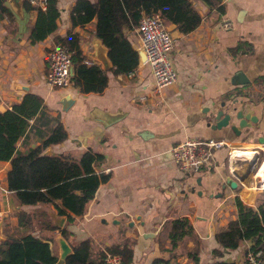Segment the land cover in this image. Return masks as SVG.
<instances>
[{
	"label": "crops",
	"instance_id": "crops-1",
	"mask_svg": "<svg viewBox=\"0 0 264 264\" xmlns=\"http://www.w3.org/2000/svg\"><path fill=\"white\" fill-rule=\"evenodd\" d=\"M74 1H58L56 29L33 44L28 33L36 10H25L22 1L21 11H15L7 0L2 4L10 15L0 10V111L11 108L26 92L36 93L44 101L41 111L30 120L34 127L17 140L18 150L40 144L59 121L67 138L46 149L79 158L90 148L103 155L95 171L109 174L82 215L74 216L71 222L65 217L62 227L69 235L64 239L70 246L89 239L92 252L129 239L133 251L130 264H150L154 259L194 264L188 251H195L198 264H216L218 259L246 264L245 254L253 244L250 239L242 240L235 249H225L221 258L213 257L211 251L219 247L216 234L238 217L236 197L254 207L264 202V194H260L264 190L251 187L254 168L264 155V0H222L226 5L223 14L217 10L216 0H190L201 15L193 30L182 33L166 19L174 39L169 52L177 73L173 83L156 88L149 65L139 60L130 73L114 75L106 70L108 82L103 91L88 93L72 82L52 89L45 81V54L56 37L68 31L77 33L87 58L99 39L94 34L95 19L72 26ZM224 19L232 20V26L223 28ZM126 35L135 49L140 48L135 29L127 30ZM240 70L249 82H233ZM20 85L29 89L25 91ZM65 94L74 102L62 110L59 99ZM249 99L257 102L258 129L251 133L247 129L237 136L231 129L209 126L218 109L227 112L234 100ZM93 107L121 110L125 116L104 126L86 117ZM187 138L224 139L228 145L215 150L209 168L184 173L170 149ZM237 151L242 153L236 155ZM8 168L9 161H0V186L4 188ZM249 171H253L250 179H244ZM230 181H236L237 186L232 187ZM3 193L0 241L15 236L12 229L4 227L5 219L10 218L21 235L30 233L47 241L58 257L62 236L60 227L54 228L53 215L58 213L53 204H19L13 192ZM19 210L20 223L13 213ZM181 216L190 220L194 232L171 249L169 222Z\"/></svg>",
	"mask_w": 264,
	"mask_h": 264
},
{
	"label": "trees",
	"instance_id": "trees-1",
	"mask_svg": "<svg viewBox=\"0 0 264 264\" xmlns=\"http://www.w3.org/2000/svg\"><path fill=\"white\" fill-rule=\"evenodd\" d=\"M58 1L45 0L44 8L35 9L36 17L28 33L30 43L44 39L56 29L60 14ZM216 1L219 13H225V3ZM208 2L214 5L213 1ZM2 3L3 0H0V10L9 16L10 11ZM161 6L167 7L162 11L163 16L176 24L182 33L193 30L201 20L190 0H75L70 21L72 26H83L95 19L94 34L107 47V56L112 63L110 71L114 75L130 73L137 66L139 56L126 31L135 29L143 13L153 12ZM23 7L25 10L33 9L27 2L23 3ZM55 42L63 43L71 51L72 84L83 93L103 91L108 82L107 71L82 53L77 33L68 31L65 36L56 37ZM43 103L40 95L26 92L11 108L0 111V161H9L6 188L13 192L19 204H53L57 213L65 215L66 220L71 222L74 216L84 213L99 184L105 182L109 174L95 171L103 155L90 148L84 150L79 158L44 152L50 144L67 138V131L59 121L50 128L40 144L25 151L18 150L17 140L34 127L30 120L41 111ZM235 202L238 217L216 234L219 247L211 251L213 257L221 258L225 249H235L246 239L253 241L251 249L264 247V202L256 207L244 203L239 197ZM58 229L67 240L69 232L64 227ZM193 232L187 217L172 219L167 230L171 249L176 248L185 237L192 236ZM0 246V264H54L57 260L49 243L30 233L9 236L0 241ZM106 253L118 254L122 264H130L133 254L131 242L125 239L92 252L90 240L84 239L71 245V252L63 264H103ZM186 254L194 264H198L195 251ZM159 262L171 264L163 259H154L150 264ZM216 264L237 263L218 259Z\"/></svg>",
	"mask_w": 264,
	"mask_h": 264
},
{
	"label": "built area",
	"instance_id": "built-area-1",
	"mask_svg": "<svg viewBox=\"0 0 264 264\" xmlns=\"http://www.w3.org/2000/svg\"><path fill=\"white\" fill-rule=\"evenodd\" d=\"M34 9L45 7V0H22ZM167 9L161 6L150 13H143L135 31L137 32L141 46L146 56L145 62L149 65L156 88L173 83L177 73L171 63L169 52L173 47L174 39L167 28L166 18L162 11ZM223 28L232 26V20L224 19L221 22ZM45 81L52 88H64L71 83L73 74L71 63V51L61 42H53L45 54ZM224 139L187 138L172 145L170 151L177 167L184 173H195L209 168L214 162L215 150L227 146ZM253 171H249L244 179H250L253 172L254 180L251 187L256 190H264V155ZM7 192L8 189L1 187ZM247 264H264V247L249 249L245 254ZM103 264H122L121 256L106 253ZM160 264V263H158Z\"/></svg>",
	"mask_w": 264,
	"mask_h": 264
},
{
	"label": "water",
	"instance_id": "water-1",
	"mask_svg": "<svg viewBox=\"0 0 264 264\" xmlns=\"http://www.w3.org/2000/svg\"><path fill=\"white\" fill-rule=\"evenodd\" d=\"M11 8L15 11H21L22 0H7ZM139 60L145 62L146 56L141 48L135 49ZM88 58L95 59L100 63V66L103 70H108L112 67V63L107 56V47L101 42L100 39H96L93 44V50L88 54ZM233 82L236 83H246L249 82V78L246 74L240 70L235 73ZM22 89L27 91L29 87L27 85H20ZM74 102V99L69 94L63 95L59 99L62 110H67L71 104ZM233 104L228 106L227 112L222 109H218L215 113L211 115L212 119L208 122L209 126L213 129H225L233 131L237 136H241L244 130H249L251 133L253 130L258 129L259 127V117L255 112L254 105H257L256 101L252 99L249 100H234ZM225 105V102L222 103ZM125 116V112L121 110L117 111H105L98 107H93L91 111L86 116L89 119H94L100 122L104 126L112 125ZM45 153H51V149H46ZM232 187L237 186L236 181H230ZM65 219V215L54 214L53 223L57 227H62ZM145 234H150L146 232ZM60 253L57 257V260L54 264H63L67 255L71 252V246L67 241L60 237L58 239Z\"/></svg>",
	"mask_w": 264,
	"mask_h": 264
},
{
	"label": "rangeland",
	"instance_id": "rangeland-1",
	"mask_svg": "<svg viewBox=\"0 0 264 264\" xmlns=\"http://www.w3.org/2000/svg\"><path fill=\"white\" fill-rule=\"evenodd\" d=\"M4 193L2 191H0V196H2ZM260 194H264V192H260ZM14 216H17V218L19 219V223H20V210L19 211H13ZM4 227L6 228L7 231H11L12 229V234L15 236H20L22 233L21 229L17 230V227L14 226V223L10 220V218L5 219L4 221Z\"/></svg>",
	"mask_w": 264,
	"mask_h": 264
},
{
	"label": "bare ground",
	"instance_id": "bare-ground-1",
	"mask_svg": "<svg viewBox=\"0 0 264 264\" xmlns=\"http://www.w3.org/2000/svg\"><path fill=\"white\" fill-rule=\"evenodd\" d=\"M240 153H242V152L237 151V152H236V155H239ZM253 154H254V153H253ZM236 155H235V156H236ZM251 157H252V156H251Z\"/></svg>",
	"mask_w": 264,
	"mask_h": 264
}]
</instances>
